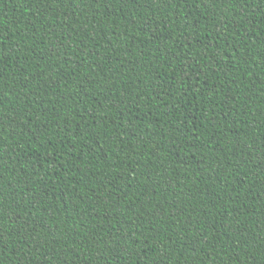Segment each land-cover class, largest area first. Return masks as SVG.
I'll return each instance as SVG.
<instances>
[{"label": "trees", "instance_id": "trees-1", "mask_svg": "<svg viewBox=\"0 0 264 264\" xmlns=\"http://www.w3.org/2000/svg\"><path fill=\"white\" fill-rule=\"evenodd\" d=\"M0 264H264V0H0Z\"/></svg>", "mask_w": 264, "mask_h": 264}]
</instances>
